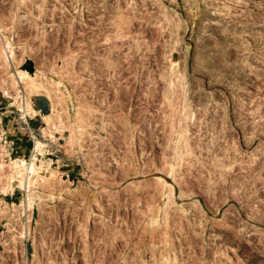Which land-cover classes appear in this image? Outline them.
<instances>
[{"label": "rangeland", "instance_id": "374dc122", "mask_svg": "<svg viewBox=\"0 0 264 264\" xmlns=\"http://www.w3.org/2000/svg\"><path fill=\"white\" fill-rule=\"evenodd\" d=\"M78 2L64 0L60 19L28 18L17 4L11 14L13 2L0 3L7 246L27 213L36 241L40 230L51 243L60 233L39 218L74 220L110 253L108 264H264V0H92L87 19L75 17ZM7 40L29 74L17 88L3 62ZM35 79L56 125L44 133L42 123L32 144L25 121L33 117L21 108ZM69 131L78 158L55 161L67 155ZM36 141L46 145L28 192L15 161H30ZM82 151L89 174L70 184L57 166H80ZM8 247L0 245V264H19L7 260Z\"/></svg>", "mask_w": 264, "mask_h": 264}, {"label": "crops", "instance_id": "0c3cea01", "mask_svg": "<svg viewBox=\"0 0 264 264\" xmlns=\"http://www.w3.org/2000/svg\"><path fill=\"white\" fill-rule=\"evenodd\" d=\"M1 90V89H0ZM3 92V91H2ZM29 102H30V113L32 114L30 117H33L32 120V126L34 127H40L42 126V123L45 122L46 124V118L53 113V109H52V113H48L47 112L50 110L51 108V102H50V98L48 97V95L46 94H41V93H31L29 96ZM22 111V110H21ZM44 127V126H42ZM41 127V129H42ZM65 132V130H63ZM70 134V131L66 134V136L68 137ZM64 136V138L66 137ZM68 140H66L65 138V143L62 144V146H66L68 145V148H65V155L64 158H68V159H72V157H76L78 158V152L75 148H72V146H70L71 144V140L72 138V134L67 138ZM86 152H81L80 154V158L79 160H77L75 163H79L80 166L74 165L72 164V161H68V162H64V166L63 168H60L59 166H57L56 171L58 173H62L64 171L69 173V178H73L75 181L76 180H81V178L85 177V175L89 174V172L84 168V160L82 158V156H84ZM64 155V154H63ZM77 155V156H75ZM79 161V162H78ZM106 179H109L111 183H114L118 177L113 176V175H109L107 177H105ZM63 179V178H62ZM65 180V179H64ZM69 181V179H67ZM113 180V182H112ZM115 180V181H114ZM108 182V183H109ZM112 186V185H109ZM100 188V187H99ZM109 189L111 190H115L118 191L120 188L115 186L110 187ZM9 193V192H7ZM6 194V193H5ZM39 216V215H38ZM38 223L41 226H55L58 228L60 233H57V235L59 236L58 238H56V242L51 243L50 240L45 241V237L46 234L47 236L49 235L50 232H45V230H40L39 232V236H38V243L35 245V251L39 252L40 250L44 249L45 244L47 243V246H51L53 247L54 245H58V248L56 249V253H58L59 255V260L61 264H108L109 263V259H110V253H105L103 252V250H100L99 248V242H97V244H95L94 242V238H90L88 237V240H86V235L80 234V232H78V230H74V228H76L78 226V224H73L71 225V223H73L74 220H68V219H44V218H39L38 219ZM52 224H49V223ZM47 223V224H46ZM76 223V222H75ZM68 226L73 227V229H71L70 233H66L65 228H67ZM65 232V234L63 235V233ZM6 232H0V245H2L3 247L6 246L8 247V237H6V235H4ZM10 244V243H9ZM96 249H95V248ZM1 251V250H0ZM100 252H102V254H104V256H102V254H100ZM37 255V254H36ZM8 259H12V257H10V254H7ZM38 258H40V255L38 253L37 255ZM103 257V261L102 258ZM120 258V257H119ZM41 259V258H40ZM10 264H14V263H10ZM115 264H119V262L115 263Z\"/></svg>", "mask_w": 264, "mask_h": 264}, {"label": "built area", "instance_id": "2783aa9c", "mask_svg": "<svg viewBox=\"0 0 264 264\" xmlns=\"http://www.w3.org/2000/svg\"><path fill=\"white\" fill-rule=\"evenodd\" d=\"M47 1H52V0H0V3L13 2L12 6L10 7L11 14L13 13L14 10H16V4H17L19 5V7L24 6L23 12H26L28 18H30L31 15H33L32 17L42 18L43 15L54 16V14L57 15L58 19L62 18L63 17L62 12L64 8L62 3L64 0H54L55 2L52 4V8H51L52 11L50 10L46 11V9L48 8L46 6ZM93 5L94 4H92V0H84V3L80 5H79V2L76 3L75 7L73 8L74 12L76 13L75 17H78L77 19L92 18V14H89V13L92 12ZM34 8L36 9L35 12L32 11V9ZM18 11L22 12V9ZM45 23L47 26V22ZM44 28L45 29H40V32H44L45 30H47V27L44 26ZM238 99L239 98L237 97L235 101H237ZM243 99L247 102V104H249L250 100L248 98L243 97ZM222 102L223 101L220 100L218 103V107H220V109L222 107L221 106ZM25 122H26L27 132L29 133V137L31 138V141L33 144L34 137H37L38 134L41 135V133L40 131L39 132L36 131L37 129L39 130L38 127L29 125L27 121ZM59 141H60V138L57 137V142ZM58 144L60 145V143ZM58 144L54 146L48 145L47 147H51L52 148L51 150H57L55 147L58 146ZM31 151H32V148H31ZM48 151L49 149H46L43 155L45 154L49 155V153H53L52 151H49V152ZM47 158H50L51 160L50 166H52L53 158L52 157H47ZM58 160L60 161L65 160L64 155H61L55 158V161H58ZM44 172L49 173V170H44ZM60 176L65 180L69 179V181L68 180L67 181L70 184L75 182L73 178L71 179L69 178V173L66 171L60 173ZM10 232H11L10 240H9L10 246L8 247L9 254H10V257L17 258V260H19V264H61L59 260V255L58 253H56V249L58 248V245H54L53 247H51V246H47V243H46L44 246V249L40 250L39 252L35 251V244H37L38 242L34 239V231L32 228V218L31 216L29 217L27 213L23 214V219L21 223L17 225V227L16 225H13L12 227H10ZM38 253L41 259L37 257ZM50 260H54V261L51 263Z\"/></svg>", "mask_w": 264, "mask_h": 264}, {"label": "bare ground", "instance_id": "6f19581e", "mask_svg": "<svg viewBox=\"0 0 264 264\" xmlns=\"http://www.w3.org/2000/svg\"><path fill=\"white\" fill-rule=\"evenodd\" d=\"M3 57H4V61H3L4 62V65L7 68H10L11 69V72H12L11 73V76H10L11 77L10 87L11 88H13V87L17 88V86H19V81L21 80L20 78L24 79L29 74H28L27 70H25V69H21L20 70L17 67L19 65L20 61H17L16 60V51H15V48L13 47V45H12V43H11L10 40H7L5 42V47H4V50H3ZM31 75L34 76V75H37V74L36 73H32ZM32 83H33L32 85L34 87L33 89H34V91L36 93L42 91L41 88H43L45 86L44 83H43L44 86L43 87H40V82L38 80H36V79L33 80ZM8 85H9L8 81H6V80L1 81V86H2V88L4 89V91L6 93H9L8 92V88H7ZM51 86H55V85L52 84ZM51 86L50 87H47L49 89L47 90V88H46V90L47 91H49V90L51 91L52 90V89H50V88H52ZM18 89L21 90V88H18ZM32 91L33 90H31V92ZM21 110H22V115H25V114H29L30 113V102H29V97L27 95H26V97H25V99L23 101ZM53 110H56V109H53ZM54 116H55V111L46 118V126L42 127V129H41L44 133H49V131L52 130L53 127L56 125L55 123H53ZM185 132H187V131H185ZM43 145L45 146L46 144H42V142L36 141V143H35V149H34V153H36V154L33 155L32 159L30 161H27L25 159H19V158H18L19 160L17 159L15 161V163H16L15 165L18 168V173H21L24 170L23 171L24 172V178L22 177L23 179H21V183L25 187V190L28 191V192H30V190H31V186H30V184H31V177L36 173V171H38L37 170V165H38V162H37V159H38L37 158V153L38 152H43V149H44V146ZM39 165L41 166V164H39ZM21 183H20V185H21ZM11 188H13V185L9 184V186L8 187L6 186L4 190L5 191H8ZM27 194H28V199L30 200L31 199V198H29L30 197V193H27ZM23 203H24V206L23 207H26V202H23Z\"/></svg>", "mask_w": 264, "mask_h": 264}, {"label": "water", "instance_id": "95a60500", "mask_svg": "<svg viewBox=\"0 0 264 264\" xmlns=\"http://www.w3.org/2000/svg\"><path fill=\"white\" fill-rule=\"evenodd\" d=\"M29 66H30V68L32 69V65L30 64Z\"/></svg>", "mask_w": 264, "mask_h": 264}]
</instances>
